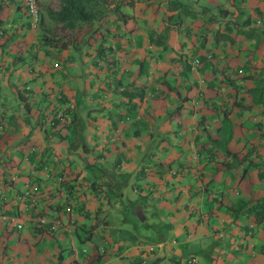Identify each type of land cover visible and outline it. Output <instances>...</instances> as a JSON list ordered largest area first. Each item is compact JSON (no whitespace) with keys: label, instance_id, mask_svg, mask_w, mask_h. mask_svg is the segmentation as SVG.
Here are the masks:
<instances>
[{"label":"crops","instance_id":"0c3cea01","mask_svg":"<svg viewBox=\"0 0 264 264\" xmlns=\"http://www.w3.org/2000/svg\"><path fill=\"white\" fill-rule=\"evenodd\" d=\"M80 1L91 19L51 35L60 47L41 34L57 0H38L35 30L21 0H0V213L25 216L33 164L38 205L61 220H0V264H184L178 239L198 264H264V219L231 209L264 194V0ZM98 227L91 252L61 246Z\"/></svg>","mask_w":264,"mask_h":264},{"label":"trees","instance_id":"16d2710c","mask_svg":"<svg viewBox=\"0 0 264 264\" xmlns=\"http://www.w3.org/2000/svg\"><path fill=\"white\" fill-rule=\"evenodd\" d=\"M25 13H26V17H27L26 20H27V25H28L29 14L27 13L26 9H25ZM46 13H47L48 17L53 21V26L50 29V32H48V34L42 32V31H41V34L44 36L43 41L48 43L49 45H52V46L56 45V46L63 47V44H62V42L61 43L59 42L56 44V40L54 42L51 35L60 34V35L65 36L66 31L68 33L73 28L74 22L76 20L90 21V19H91V14L85 9L84 4L80 0H57V6L55 8H47ZM39 21H40V15H39V20L37 22V25L35 28H33V30L38 28ZM244 32H246V31H244ZM195 56H197V55H195ZM192 57H194V56H192ZM201 59H202V57H201ZM209 59H211V58H209ZM201 64H202V60H200L198 68ZM186 66L190 72H195V71L190 70V68H189L190 64L188 61L186 62ZM199 78H201V81L199 80ZM205 79H206V76L198 77L197 83L203 85V84H205V81H206ZM257 91L260 92L259 90H252L253 97H254L253 104L257 103L256 101H258L261 98L260 94H257ZM139 94L140 93H137L136 95H139ZM229 99L231 101H235L232 98H229ZM237 102H240V101L237 100ZM253 104H251V106H253ZM225 116L226 115H224V117H222L221 125L219 127L222 129V132L224 134H227V136H229L231 134V127L229 124V120ZM0 126L2 128H4V124L2 123V121H0ZM59 176L61 177L59 182H62L63 180H65V178L62 177V175L59 174ZM231 209L235 213L239 212V211L247 212V213L251 214L254 221L259 222L262 219H264V194L260 197H257L255 199L251 200V201L241 202L237 205H234L231 207ZM35 227L36 226H34V228ZM11 229H15V228L12 227ZM185 264H193V263L192 262H187V263L185 262ZM194 264H197V262H195Z\"/></svg>","mask_w":264,"mask_h":264},{"label":"built area","instance_id":"2783aa9c","mask_svg":"<svg viewBox=\"0 0 264 264\" xmlns=\"http://www.w3.org/2000/svg\"><path fill=\"white\" fill-rule=\"evenodd\" d=\"M23 2V5L25 6V9L27 13L29 14V21H28V27L30 29H33L36 27L37 22L39 20V7H38V0H21ZM204 58L209 59L211 58V53L206 52L204 55ZM201 57L200 55L194 56L188 60L190 64V70L196 71L198 68V65L200 63ZM201 81V78H199ZM3 128L0 126V133L2 132ZM18 173H13L9 175L10 181H15L18 179L17 175ZM36 176V171L34 169H31L28 167V174L25 173V177L21 179L19 184V189L16 191V198L20 202H27L28 209L27 212H25V216L23 215L21 210H16L8 213H0V220L6 222L8 226L11 228H15L16 230H20L23 227L22 220L26 217V215L32 219L35 220L37 227L40 228H55L57 225H60L61 220L58 217L51 216L48 217L44 211H41L39 208L37 197L35 194V189L38 186L37 182L33 180ZM42 179H50V173L45 171L42 173V176L40 177ZM54 179L59 182L61 177L59 175L54 176ZM71 202L68 201L65 204V210L71 213ZM43 210V208H42ZM50 218V219H49ZM188 261H192V263H195V258L191 257Z\"/></svg>","mask_w":264,"mask_h":264},{"label":"rangeland","instance_id":"374dc122","mask_svg":"<svg viewBox=\"0 0 264 264\" xmlns=\"http://www.w3.org/2000/svg\"><path fill=\"white\" fill-rule=\"evenodd\" d=\"M38 7H39V3H38ZM39 14H40V7H39ZM205 55V53L203 54V56ZM202 57V56H201ZM201 60H203V58L201 59ZM201 66V65H200ZM200 66H199V68L198 69H200ZM12 97H9L4 103H8L9 102V104L10 105H12V106H15V103H14V100L12 99V100H10ZM8 105V104H7ZM7 107H9V106H7ZM10 110V109H9ZM31 169H34V170H37L38 168H36L33 164H31L30 166H29ZM43 173V172H42ZM42 176V175H41ZM41 176H39V177H41ZM125 191H127L126 189H125ZM130 192V194H132V191L130 190L129 191ZM150 199H151V197H150ZM40 209H41V211H43L42 210V207H39ZM107 216H108V219L111 221L112 220V215H111V213H108L107 214ZM1 222H3V224H5V225H8L6 222H4V221H2L1 220ZM35 222V221H34ZM26 223V222H25ZM24 225H26V224H24ZM36 225V224H35ZM121 225H125V224H121ZM37 226V225H36ZM35 228H38V227H35ZM40 228V227H39ZM22 229V228H21ZM127 231H129V233H127L126 234V232ZM100 233H102V228H100V227H98L97 228V231H96V233L94 232L92 235H91V238L89 239V238H87V237H85V238H81V239H78L75 235H73V237H72V241H70L69 240V238H65V240H64V243H61V246L64 244V245H66V250H68L69 249V247L68 246H70V245H74V246H76L77 248H84L85 249V251L86 252H91V250H92V241H94V239H96V237L97 236H99L100 235ZM79 234L81 235V236H83V233H80L79 232ZM130 234H132V232L130 231V229H128V228H125V227H123V229H122V231H121V235L123 236H125V235H129L130 236ZM181 234H183V233H181ZM94 238V239H93ZM62 239H64V238H61V241H62ZM122 239V241H123V237L121 238ZM134 240L135 239H127V240H125L123 243H124V245H123V248H124V246L126 245L128 248L130 247V245L134 242ZM184 242V246H185V248H186V250L184 249L183 250V252H181V256H180V259H181V262H184V264H185V262L187 263V262H190V261H188L189 259H190V257H187V256H184V255H187L188 253H189V251L187 250L188 249V244L185 242V241H181V239H178L176 242H174V244H182ZM190 244H192V245H197L198 244V240H192L191 242H190ZM194 247V249H195V251L196 250H198V247H196V246H193ZM27 251H26V256H27V258L29 257V256H33V254L32 255H30V251H29V249L30 248H25ZM67 257V256H66ZM192 262V261H191ZM195 262H197V258L195 259ZM67 264H74V262H72V261H70V262H68ZM147 264H149V263H147ZM151 264V263H150ZM160 264H171V261L169 260V259H165V260H163V261H161V263ZM198 264V263H197Z\"/></svg>","mask_w":264,"mask_h":264}]
</instances>
